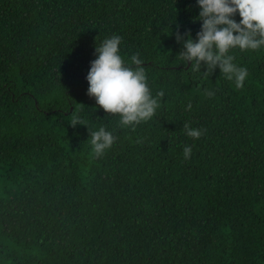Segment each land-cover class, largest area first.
Returning a JSON list of instances; mask_svg holds the SVG:
<instances>
[{
    "label": "trees",
    "instance_id": "1",
    "mask_svg": "<svg viewBox=\"0 0 264 264\" xmlns=\"http://www.w3.org/2000/svg\"><path fill=\"white\" fill-rule=\"evenodd\" d=\"M198 12L196 0H0V264H264V50H233L241 88L218 67L193 72L175 33L195 38ZM112 34L165 91L135 127L87 93ZM100 125L116 139L97 156Z\"/></svg>",
    "mask_w": 264,
    "mask_h": 264
},
{
    "label": "clouds",
    "instance_id": "2",
    "mask_svg": "<svg viewBox=\"0 0 264 264\" xmlns=\"http://www.w3.org/2000/svg\"><path fill=\"white\" fill-rule=\"evenodd\" d=\"M199 12L196 19L200 29L193 38L188 30L180 32L177 27L176 40L182 44L178 52L181 62L191 61L193 72L209 75L218 67L227 79L241 88L248 76V68L235 62L233 50H264V0H196ZM239 15L240 19L235 17ZM174 19L171 21L173 23ZM122 36L112 34L96 43V56L90 61L86 74L87 93L94 96L96 104L102 106L108 114H119L121 126L135 127L142 121L153 117L164 97V89L153 94L144 57L133 53L131 63L121 55ZM203 65V69H202ZM208 96L215 95L211 89H204ZM186 109L192 108L189 101ZM72 125L81 122L74 115L69 121ZM185 135L199 138L202 129L183 124ZM95 155L99 156L110 148L116 139L113 130L104 125L90 132ZM192 145L183 146V155L188 159Z\"/></svg>",
    "mask_w": 264,
    "mask_h": 264
}]
</instances>
